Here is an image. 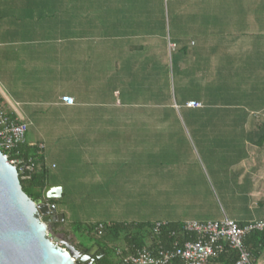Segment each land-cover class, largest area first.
<instances>
[{
  "label": "crops",
  "instance_id": "0c3cea01",
  "mask_svg": "<svg viewBox=\"0 0 264 264\" xmlns=\"http://www.w3.org/2000/svg\"><path fill=\"white\" fill-rule=\"evenodd\" d=\"M259 1L0 0V98L17 106L62 189L54 232L78 223L75 210L93 224L264 222ZM175 93L187 100L164 106ZM131 107L176 120L106 116ZM45 118L57 151L30 134Z\"/></svg>",
  "mask_w": 264,
  "mask_h": 264
},
{
  "label": "trees",
  "instance_id": "16d2710c",
  "mask_svg": "<svg viewBox=\"0 0 264 264\" xmlns=\"http://www.w3.org/2000/svg\"><path fill=\"white\" fill-rule=\"evenodd\" d=\"M259 6L264 9V0L259 1ZM264 70V66L259 67ZM166 93L169 91L166 89ZM170 105L167 100L164 101V106H172L173 103L180 107L181 100H187V98L179 99L175 95L170 98ZM174 100V101H172ZM188 100H190L188 98ZM191 102V101H189ZM187 102V103H189ZM198 102V101H196ZM186 103V106H187ZM201 105L202 103L199 102ZM203 107V105H202ZM174 110V109H173ZM165 110L157 113L142 114L137 107H131L126 112L116 113L115 117L108 119L113 121H132L138 122L140 120H159V121H173L176 120L171 112H164ZM88 120H96L100 115L90 112L87 115ZM76 118L75 113L72 115ZM99 120V119H98ZM181 120V119H180ZM184 119L182 118V121ZM193 120V119H192ZM198 120H201L199 118ZM11 158L22 159L25 164L31 160L35 164L34 173H25L19 175V181L22 191L32 200L36 201L42 199L43 190L49 183V172L45 166L42 153H39L38 146L32 145L25 142L18 149L11 152ZM8 160H11L10 158ZM51 204H55V200H49ZM185 222V221H184ZM184 222L182 223H167L165 226L161 227L157 234L154 233L153 224H102L103 234L101 236L97 233V226H89L81 231L87 232L89 234L92 246H97L100 248V252H103L99 264H123V258L128 255L134 254L136 251L142 248H147L150 252L157 255L162 250L172 249L175 243L179 245L184 244L186 241H196L197 236L193 233H188L184 230ZM238 224V223H237ZM239 226H245L238 224ZM62 226L58 224V227ZM82 225L78 223H73L70 228L74 235L77 230L81 228ZM54 231V230H53ZM56 232H54L55 234ZM64 235H68L66 231L63 232ZM68 237V236H67ZM147 242L149 245H147ZM245 247L250 253L251 264H256L262 250L264 249V229L254 230L249 233L244 241ZM120 250V254L117 251ZM238 259V253L230 248H225V250L219 254L216 258L210 260L208 264H235ZM172 264H182L179 260L174 261Z\"/></svg>",
  "mask_w": 264,
  "mask_h": 264
},
{
  "label": "water",
  "instance_id": "95a60500",
  "mask_svg": "<svg viewBox=\"0 0 264 264\" xmlns=\"http://www.w3.org/2000/svg\"><path fill=\"white\" fill-rule=\"evenodd\" d=\"M20 174L0 150V264H99L104 254L95 247L59 242L61 248L51 238L64 215L47 201L61 198V187L48 183L42 199L32 201L22 191Z\"/></svg>",
  "mask_w": 264,
  "mask_h": 264
},
{
  "label": "built area",
  "instance_id": "2783aa9c",
  "mask_svg": "<svg viewBox=\"0 0 264 264\" xmlns=\"http://www.w3.org/2000/svg\"><path fill=\"white\" fill-rule=\"evenodd\" d=\"M62 103L73 106L75 101L70 96H63ZM187 107L198 109L202 105L199 102L191 101ZM28 124L21 117L16 105L2 103L0 98V150L3 155L11 160L9 164L21 171L22 174L34 173L35 164L28 161L24 163L22 159L11 158V152L18 149L26 142ZM43 146H38L41 153ZM165 222H156L154 233L157 234ZM264 222L239 226L236 222L224 218L217 222H199L188 220L184 222V230L197 236L196 241H186L179 245L175 243L170 250H162L157 255L147 248H142L134 254L123 258V264H172L179 260L182 264H208L210 260L221 254L225 248L237 251L238 259L235 264H251V256L245 247L244 241L251 231L263 230ZM99 236L103 234V225L97 226ZM58 247L63 248L56 242ZM120 254V250L117 251Z\"/></svg>",
  "mask_w": 264,
  "mask_h": 264
},
{
  "label": "rangeland",
  "instance_id": "374dc122",
  "mask_svg": "<svg viewBox=\"0 0 264 264\" xmlns=\"http://www.w3.org/2000/svg\"><path fill=\"white\" fill-rule=\"evenodd\" d=\"M247 104L250 107H252V108H256V105H257L255 102H250V101ZM44 116L45 115H42V117H44ZM106 116H108V117L111 116V118L115 117V115L114 114H111V113H108ZM47 120L48 119L45 118V120L43 119V120H40V121H36V123H35L36 128L33 127V129L30 131V134H31L32 137H35L36 138L37 135H39L45 141L47 140L48 143L50 144V146L57 151L58 145H59L60 140H61L62 137L61 136H59L58 138H55L54 137L53 134L55 132H58V131L49 129L48 126L50 125V122L47 121ZM216 120L217 121H227V118L224 115L217 114L216 115ZM40 126H42V129H40ZM59 132H62V131H59ZM136 132H137V134H139L138 131H136ZM132 134H134L133 131H132ZM73 139H75V138H73ZM86 191L89 192L90 189H86ZM74 212H75V215H74L75 221L78 222V224L82 225L81 228L77 230V233H75L73 235L72 232H71L70 227L67 226V227H65V230H66V233H68V235L64 236V235L61 234L65 238L64 237L62 238V236L59 237V236H55V235H51L50 234L51 235V238L53 240H55L57 243L64 242V239L67 238L68 241H70V240L72 241V244L71 245H73L74 242L77 241L83 247L91 248L92 247V243H91V239H90L91 236H89V234L87 232H84V231H81V230H83V229H85V228H87L89 226L90 227L93 226L94 225L93 224L94 222H92V221H85L87 218L86 217H83L80 214V211L75 210ZM92 214H94V213L92 212L90 216H93Z\"/></svg>",
  "mask_w": 264,
  "mask_h": 264
},
{
  "label": "flooded vegetation",
  "instance_id": "af4514ba",
  "mask_svg": "<svg viewBox=\"0 0 264 264\" xmlns=\"http://www.w3.org/2000/svg\"><path fill=\"white\" fill-rule=\"evenodd\" d=\"M58 224H59L58 222L55 223V225L53 226V229H54V230H58V228H57ZM62 229H63V228H62ZM59 232H60V231H59ZM53 235L61 237L62 235H64V233H62V235H61V233H59V234H58V233H55V234L53 233ZM64 236H65V235H64ZM64 236H62V238H63ZM64 238H65V237H64ZM67 241H68L67 238L64 239V242H66V243H68V244H70V245L72 244V241H71V240L68 241V242H67ZM73 245L76 246V247H78L80 244H79L77 241H75ZM89 249H91V248H89ZM94 255H95L96 257H100V255L98 254V252L95 253ZM101 259H102V258H101ZM101 259H100V261H101ZM100 261H99V262H100Z\"/></svg>",
  "mask_w": 264,
  "mask_h": 264
}]
</instances>
